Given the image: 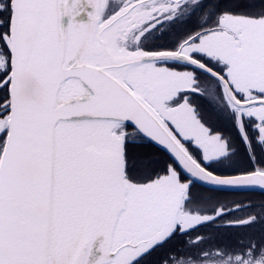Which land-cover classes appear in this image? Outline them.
<instances>
[{
  "label": "snow or ice",
  "instance_id": "1",
  "mask_svg": "<svg viewBox=\"0 0 264 264\" xmlns=\"http://www.w3.org/2000/svg\"><path fill=\"white\" fill-rule=\"evenodd\" d=\"M0 264H264V0H0Z\"/></svg>",
  "mask_w": 264,
  "mask_h": 264
},
{
  "label": "water",
  "instance_id": "2",
  "mask_svg": "<svg viewBox=\"0 0 264 264\" xmlns=\"http://www.w3.org/2000/svg\"><path fill=\"white\" fill-rule=\"evenodd\" d=\"M83 19L86 20L87 17L85 16V17H83ZM64 23H65V25L67 24V18H64Z\"/></svg>",
  "mask_w": 264,
  "mask_h": 264
}]
</instances>
